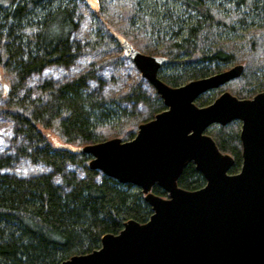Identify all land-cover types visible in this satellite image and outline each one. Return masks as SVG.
<instances>
[{
  "label": "trees",
  "instance_id": "16d2710c",
  "mask_svg": "<svg viewBox=\"0 0 264 264\" xmlns=\"http://www.w3.org/2000/svg\"><path fill=\"white\" fill-rule=\"evenodd\" d=\"M85 2L0 0V70L9 86L0 112L13 125L5 140L8 151L0 156V264H60L98 249L102 236L118 234L125 222L144 224L152 215L140 189L89 170V155L63 148L130 141L140 124L165 109L157 95L144 90L142 79L115 98L89 92L100 70L125 60L106 55L118 48L111 32L144 54L168 59L158 78L170 87L241 64L242 75L222 89L242 99L264 89V0H165L156 13L147 11V0H98L99 10L91 12L90 30L80 40ZM87 53L101 59L78 77L26 87L29 78L49 68L68 69ZM209 97L203 94L195 104L207 106ZM129 104L132 109L123 106ZM205 133L232 157L229 174L237 173L239 124L212 125ZM19 160L42 170L21 177L5 172ZM204 184L192 163L177 180L187 191ZM151 192L167 197L157 186Z\"/></svg>",
  "mask_w": 264,
  "mask_h": 264
},
{
  "label": "water",
  "instance_id": "95a60500",
  "mask_svg": "<svg viewBox=\"0 0 264 264\" xmlns=\"http://www.w3.org/2000/svg\"><path fill=\"white\" fill-rule=\"evenodd\" d=\"M86 3L98 12V0ZM111 35L165 109L140 124L130 141L63 148L89 155V170L140 189L152 215L144 224L125 222L118 234L102 236L98 249L60 264H264V90L250 99L225 91L199 107L198 97L239 78L244 65L170 87L158 78L168 59ZM231 122L240 124L242 163L235 174H229L232 157L205 133ZM189 163L205 181L195 191L177 185ZM154 186L167 197L154 195Z\"/></svg>",
  "mask_w": 264,
  "mask_h": 264
},
{
  "label": "rangeland",
  "instance_id": "374dc122",
  "mask_svg": "<svg viewBox=\"0 0 264 264\" xmlns=\"http://www.w3.org/2000/svg\"><path fill=\"white\" fill-rule=\"evenodd\" d=\"M162 1L165 2V0H161L155 3V0H147V5H146L148 8L147 11L153 12V13L160 11V9L162 8L161 6ZM171 4L172 2H169V5ZM81 13L84 16L85 20L78 33L79 35L78 38L80 40H84L93 22V18L90 15L91 11L89 10V7L86 2L82 4L81 6ZM106 55L113 56V57H122L123 53L120 51L118 47V48H113ZM100 57L101 56L99 55L93 56L89 53L80 55L75 59L73 64L68 69L49 68L42 75L29 78L27 82L25 83V85L26 87L30 89L31 88L35 89V87H37L39 84H41L44 81H50L53 84L58 85L64 81L76 78L79 75L85 73V71H87L90 68L91 63L99 61L101 59ZM232 66L228 65L226 70H228ZM136 79L141 80L139 72L137 71L135 66L132 64V62L125 58V60H123L122 64L120 65H114V66L107 65L102 70H100L98 72L97 79L88 84V90L89 92H92V93H99L101 96L105 98H115V97H118L119 95H122L123 93H126L130 85L134 83ZM98 80H101V82H99ZM142 82H143L142 86L148 94L157 95L153 87L146 80L142 79ZM223 86L219 87L218 89L207 92L210 94V97L208 98L209 101L212 102L214 99L220 96L221 93L226 91L222 89ZM8 88H9L8 81L0 70V111L4 110V106L1 103V99H2V96L7 93ZM226 92H229V91H226ZM236 98L242 99L238 97ZM123 106L129 109H132L131 104L123 105ZM135 110L142 112L143 108L141 106H137L135 107ZM239 127H240V124H239ZM12 128H13L12 122L8 120L7 118H5V116L0 112V156L6 154L8 151L6 149L7 143L5 140L11 137L10 132ZM57 146H59V144H57ZM40 170H42L41 167H35L31 165L27 160H19L13 163L5 172L11 175L21 177V176H28ZM69 170L76 173L78 176H81L80 170L77 169L76 167H71L69 168ZM54 182L58 183L57 178H54Z\"/></svg>",
  "mask_w": 264,
  "mask_h": 264
}]
</instances>
